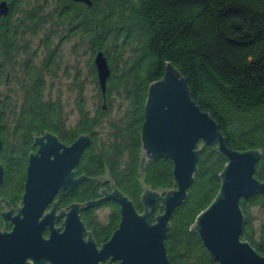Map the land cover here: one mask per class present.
Instances as JSON below:
<instances>
[{"label":"trees","instance_id":"obj_1","mask_svg":"<svg viewBox=\"0 0 264 264\" xmlns=\"http://www.w3.org/2000/svg\"><path fill=\"white\" fill-rule=\"evenodd\" d=\"M33 1L35 6L29 7L30 0H5L8 11L0 16V82L3 68L14 63L18 53L23 55L21 76L10 75L18 86L19 101L12 96L14 91L0 95L1 122L11 126L9 143L0 126V160L5 170L23 174L35 135L47 131L68 144L79 134H88L90 143L75 172L95 177L106 171L140 212L142 187H172L168 158L146 160L138 170L146 89L161 77L164 61H168L183 77L195 104L217 123L228 147L260 151L254 177L264 181V0H90V5L57 0L52 13L64 22L66 31L77 33L90 44L91 54L101 51L110 63L106 95L118 89L126 101L122 115L108 123L103 138L96 128L103 124L107 109L99 106L89 114L78 106L76 121L67 126L60 101L45 97L43 73L52 63L50 42H43L48 53L36 66L33 50L22 39L45 21L39 0ZM23 5L27 11L19 16ZM224 163L213 146L201 145L186 198L173 210L163 241L168 264H217L189 225L215 196ZM78 186L68 200L97 197V187L91 183L82 181ZM100 205L109 208L104 223L97 220L96 207L80 214L97 244L110 236L119 220L113 202ZM239 207L244 216L240 239L264 255V198L260 194L241 198Z\"/></svg>","mask_w":264,"mask_h":264},{"label":"water","instance_id":"obj_2","mask_svg":"<svg viewBox=\"0 0 264 264\" xmlns=\"http://www.w3.org/2000/svg\"><path fill=\"white\" fill-rule=\"evenodd\" d=\"M7 11L5 0H0V16ZM92 63L98 88L104 94L109 69L101 51L93 54ZM164 63L161 77L150 82L146 89L138 170H142L146 160L168 158L172 187L167 190L142 187L138 212L107 175L74 176L72 168L90 143L88 134H79L65 144L53 133L46 131L35 136L32 133L35 148L27 155L21 207L16 206L14 216H8L10 209L0 212L2 218L8 217L13 223L10 232L1 227L0 264H168L163 241L173 210L186 198L201 145L213 146L225 163L218 172L215 196L196 214L189 228L217 264H264V255L240 239L244 216L239 200L254 194L264 198V181L254 177L260 151L228 147L217 123L192 100L183 77L168 61ZM2 170L0 164V185ZM104 179H108L110 191L98 188L97 198L67 203L57 214L53 200L46 210L58 190H70L84 180L97 184ZM105 200L118 206L119 220L108 239L97 247L79 213ZM158 207L161 211L156 212ZM59 217H63L61 230L54 226ZM44 228L48 229L45 239L41 235Z\"/></svg>","mask_w":264,"mask_h":264},{"label":"rangeland","instance_id":"obj_3","mask_svg":"<svg viewBox=\"0 0 264 264\" xmlns=\"http://www.w3.org/2000/svg\"><path fill=\"white\" fill-rule=\"evenodd\" d=\"M38 2L41 5L40 10L42 12L39 11L41 16L45 17V21L39 29L33 31V34H29V32L25 33L22 39L28 43L27 47L29 51L33 50V63L36 66L40 63L39 60L43 59V56L47 53L43 42H50L53 65L50 66V70L47 69L43 74L44 95L46 98L52 100L58 99L60 101L63 119L67 126H72L76 121L78 106H82L89 114H92L102 105L104 110L107 109V111L103 116V124L96 129L99 137L103 138L108 132V123L123 113L126 104L125 100H121L123 94L118 89L108 92L107 99L110 100L109 102L107 99L102 100L100 96L98 97L100 95L99 89L94 79V69L91 68L93 54H91L90 44L81 39L77 33H73V31L67 32L66 26L63 25L64 22H59L56 19L52 10L57 0H39ZM28 6L34 7V1L30 0ZM28 6H20L19 16H23L22 14L27 11ZM14 16H16V13ZM22 58L23 55L18 53L15 61H20ZM21 74L22 72L18 67L15 76L20 77ZM12 89L14 91V95L12 94V96L18 102L20 93L14 81L9 83V90L6 93H12ZM106 104H108L109 108H106ZM8 126L3 125V133L7 143L11 141ZM94 211L100 223H104L107 220L109 214L107 207L98 206ZM252 211L254 212V216L258 217L257 208L253 207ZM256 223L257 220H254V227Z\"/></svg>","mask_w":264,"mask_h":264},{"label":"flooded vegetation","instance_id":"obj_4","mask_svg":"<svg viewBox=\"0 0 264 264\" xmlns=\"http://www.w3.org/2000/svg\"><path fill=\"white\" fill-rule=\"evenodd\" d=\"M60 14V12H58V15ZM48 53V52H47ZM46 53V55H47ZM51 53L52 51L50 52V58L52 59L51 57ZM45 57V55L43 56V58ZM93 57V55H92ZM92 60V58H91ZM107 62V66H108V69H109V75L111 73V67H110V63L106 60ZM53 63H51L50 66H52ZM93 65V63H92ZM18 67L20 69V61H14V63L10 64L9 66H6L3 68V75H4V80L2 82H0V95L2 93H6L8 90H9V83L12 81L10 79V75H11V72L12 74H16L17 70H18ZM93 71H94V74H95V81H96V73H95V68H94V65H93ZM11 71V72H10ZM0 73H2V70H1V67H0ZM44 74V73H43ZM108 75V77H109ZM108 77L106 78V81H105V89H104V94H102L100 92V89H99V94H100V98L102 100H105L106 96V87H107V81H108ZM96 84H97V81H96ZM98 87V85H97ZM3 88V89H2ZM6 90V91H5ZM13 91V89H12ZM102 108H104L102 105H101ZM2 119H0V126L2 127ZM69 144V143H68ZM32 146V149L34 151V148H33V145ZM31 149V150H32ZM1 150V149H0ZM31 150L29 152H31ZM28 152V153H29ZM28 155V154H27ZM27 155H26V159L27 160ZM0 164L2 165V183L0 185V212H6L10 209V212L8 214V216H14L16 214V206L18 207H21V195L23 193V183L25 181V166H26V163H25V166H24V172L23 174L22 173H17V171L15 170H5V166H4V163L0 160ZM77 164V163H76ZM76 166V165H75ZM75 166L72 168V170L74 171V176H78L80 174H77L75 172ZM22 174V175H21ZM104 175H107L110 180L112 181L111 177L107 174L106 171H104V173L101 175V176H104ZM85 181V180H84ZM80 183V182H79ZM79 183H77L72 189L68 190V189H65V190H58L55 195L53 196V199L50 203H48L47 205V208L46 210L51 206L53 200H55V211H54V214H57L58 210L60 208L63 207V209H65V205L67 203H71V202H77V201H74V200H68L69 198V193H73V191L78 188L79 186ZM92 184V183H91ZM112 184L115 186L114 182L112 181ZM92 187H97L98 188H104V190L106 191H110V184H109V181L108 179H104L103 182H100V183H97V184H92ZM157 190V189H155ZM159 190V189H158ZM99 192H97V197L100 195ZM96 197V198H97ZM107 201V200H105ZM110 201V200H108ZM66 202V203H65ZM103 202V201H102ZM112 202V201H111ZM101 203V202H100ZM99 203L98 206H101ZM117 208L118 206L113 203ZM98 206H95V207H98ZM103 207H107V206H103ZM108 208V207H107ZM96 209V208H95ZM94 209V210H95ZM109 209V208H108ZM159 207L157 208L156 212L158 211H161V210H158ZM83 211V210H82ZM81 211V212H82ZM81 212L79 213V218H80V214ZM119 212V210H118ZM109 215V214H108ZM62 218L63 217H59V218H56V222H55V227H59L61 230L62 229ZM81 220V219H80ZM83 223V222H82ZM84 225V223H83ZM13 226V223L10 222V219L8 217H1V214H0V232H2V229L1 227H3V230L4 232H10L11 231V228ZM85 226V225H84ZM86 228V226H85ZM87 231H89L91 233V231L89 229L86 228ZM41 235H42V238H47V235H48V229L47 228H44L41 232ZM83 238H85V235L83 236ZM91 238L93 239L95 245L97 247H99L100 243L97 244L92 236V233H91ZM108 239V238H107ZM106 239V240H107ZM105 241V240H104ZM103 241V242H104ZM102 243V242H101ZM26 262L27 263H31L30 259H26ZM116 260L112 261L111 263H115ZM43 264H47V262H44ZM103 264V263H101Z\"/></svg>","mask_w":264,"mask_h":264}]
</instances>
